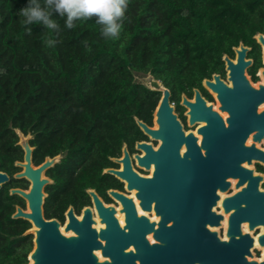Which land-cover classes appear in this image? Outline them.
I'll list each match as a JSON object with an SVG mask.
<instances>
[{
  "label": "trees",
  "instance_id": "1",
  "mask_svg": "<svg viewBox=\"0 0 264 264\" xmlns=\"http://www.w3.org/2000/svg\"><path fill=\"white\" fill-rule=\"evenodd\" d=\"M29 0H0V163L20 158L11 128L31 127L41 157L66 150L90 158L86 186L122 141L142 138L134 116L150 123L160 94L133 84L131 71L151 73L174 95L215 71L223 53L249 43L264 29V0H130L128 19L115 40L96 19L60 31L22 27ZM43 4V0H40ZM97 168V169H96ZM11 198L0 195V264L27 263L29 225L11 219Z\"/></svg>",
  "mask_w": 264,
  "mask_h": 264
},
{
  "label": "water",
  "instance_id": "2",
  "mask_svg": "<svg viewBox=\"0 0 264 264\" xmlns=\"http://www.w3.org/2000/svg\"><path fill=\"white\" fill-rule=\"evenodd\" d=\"M254 39L264 50V36L257 33ZM234 50L237 60L233 62L224 56V61L231 71V91L237 95L248 85L244 70L250 62L244 60L248 49L242 43ZM131 76L134 85L160 94L154 128L134 116L141 132L151 140L160 141V145L154 148L151 143L136 144L144 153L134 155L137 166L146 171L152 169L149 177L133 169L125 144L123 157L113 159L121 164V169L105 170L124 183L127 192L136 191L133 195L109 191L117 206L105 205L89 190L93 208H85L78 217L70 207L64 225L56 219L47 220L44 189L52 181L44 172L59 163L65 152L46 158L41 166L34 168L33 149L28 144L33 136L25 137L20 129L14 130L18 144L25 151V162L16 163L25 171L14 177L27 178L31 183L28 191H10L27 203V210L17 207L12 215V219H22L30 225L22 235L32 236L27 264H264V259H257L253 253L255 247L264 251V204H242L238 201L242 193L235 194L232 203L222 205L223 212L218 213L210 203L195 201L193 197L190 200L188 195L184 200L180 169L173 163L179 160L178 147L168 152V143H178L182 135L170 105L171 93L150 72L132 70ZM9 179L0 171V189ZM259 195L264 197V193ZM220 227L225 228L223 237ZM259 227L263 232L254 235Z\"/></svg>",
  "mask_w": 264,
  "mask_h": 264
},
{
  "label": "flooded vegetation",
  "instance_id": "3",
  "mask_svg": "<svg viewBox=\"0 0 264 264\" xmlns=\"http://www.w3.org/2000/svg\"><path fill=\"white\" fill-rule=\"evenodd\" d=\"M257 33L264 36V29ZM254 36L249 43L240 42L237 46H233L231 53H223L217 69L192 88L174 95L171 89L165 86L171 93L170 105L182 129L179 142L168 143V152L171 153V150L178 147L179 160L173 163L180 169L183 198L186 200L188 195L190 200L193 197L195 201L210 203L218 213L223 212L222 205L232 203L235 194L242 193L243 197L238 199L242 204H264V197L259 195L264 193V50ZM241 43L248 49L244 55V60L250 62L244 70L248 85L243 87L242 94L235 95L231 91L233 88L231 71L227 68L224 56L235 62L237 53L234 49ZM214 76L218 79L215 80ZM205 81L208 83L206 84ZM156 107L157 105L151 114L150 123L142 120L150 128L155 127ZM11 129L14 131L20 128ZM20 130L25 137L33 136L28 144L33 149L31 162L34 168L41 166L46 158L52 159L65 152L59 163L44 172V176L52 181L44 189L47 194L44 216L47 220L56 219L62 225L67 221L66 213L70 207L78 217L85 208H93L89 190L94 191L105 205L115 206L117 202L109 196V191H118L127 195L136 192H127L124 183L115 176L105 173L107 169H121V164L113 162V159L123 157L124 144L133 169L145 177L151 176L152 169L146 171L137 166L134 155L143 156L144 153L136 147V144L151 143L154 148L160 145V141L151 140L142 132L141 139L129 143L122 141L117 153L107 157V165L100 168L93 181L81 187L78 179L81 176L84 179L88 178L90 158L68 157L66 150L59 151L53 156L41 157L37 151L39 143L36 142L31 127L25 128V131ZM18 142L19 138L14 146L17 147L20 158L5 169L1 168L0 163V171L10 178L0 189V195L7 194L12 200L11 219L17 207L27 210V203L22 197L11 195L10 191L14 189L28 191L31 186L27 178L14 177L25 171L24 167L16 165L25 162V151ZM187 185L190 188L186 189ZM20 220L22 219L17 221ZM26 223L29 225L28 222ZM219 231L223 237L225 228L220 227ZM262 232L263 228L259 227L253 234L258 235ZM253 253L257 259H264V251L258 247L253 249ZM26 261L28 263L27 257Z\"/></svg>",
  "mask_w": 264,
  "mask_h": 264
},
{
  "label": "clouds",
  "instance_id": "4",
  "mask_svg": "<svg viewBox=\"0 0 264 264\" xmlns=\"http://www.w3.org/2000/svg\"><path fill=\"white\" fill-rule=\"evenodd\" d=\"M130 0H29L26 7L20 9L22 27L31 34V25H43L49 30L44 40L49 47L55 46L56 39L52 33L60 31L58 21L52 19L53 14L65 18L67 29L75 28L77 21L96 19L100 25V34L107 39L115 40L124 28L128 19L127 12Z\"/></svg>",
  "mask_w": 264,
  "mask_h": 264
}]
</instances>
